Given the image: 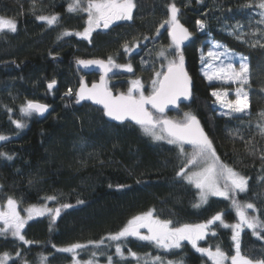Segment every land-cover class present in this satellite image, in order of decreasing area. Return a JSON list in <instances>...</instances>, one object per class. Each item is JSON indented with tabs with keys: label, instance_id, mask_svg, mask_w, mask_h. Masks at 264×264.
<instances>
[{
	"label": "trees",
	"instance_id": "trees-1",
	"mask_svg": "<svg viewBox=\"0 0 264 264\" xmlns=\"http://www.w3.org/2000/svg\"><path fill=\"white\" fill-rule=\"evenodd\" d=\"M71 2L0 0V17L17 23L15 33H0V135L8 137L0 144V153L13 157L8 160L0 156V202L12 197L27 208L44 205L45 197L55 194L59 201L51 206L57 207L59 202L73 205L63 210L54 224L49 216L29 222L23 231L25 239L32 241L29 245L10 234L0 235V255L9 253V264H40L42 256L47 257L46 264H72L71 253L56 249L99 241L150 210L155 217L171 220L173 226L204 223L217 213L223 214L227 224L237 223L230 200L210 198L207 204L193 207L198 194L176 176L183 160L176 146L154 141L131 123H110L101 109L87 103L79 105L74 94L81 81L94 84L99 79L96 74L82 73L78 61L110 58L118 65L130 63L133 68L132 72H117L108 78L112 92L126 94L130 82L139 79L146 87L144 94H151L148 84L155 72L166 71L167 66L157 53L171 44L167 25L160 29L159 36L156 30L169 17L172 3L180 9L179 20L192 36L183 54L193 78V93L190 104L168 118L181 120L185 112L197 117L221 162L248 178V191L238 193L236 199L254 203L259 210L256 214L264 220V137L257 127L264 125L259 115L264 112V23H260L261 10L255 6L259 0H136L133 20L96 30L90 40L63 35L65 31L83 32L87 27L86 12L67 10ZM37 15H56L59 19L49 26ZM197 21L205 24L201 32ZM234 29L242 30L248 42L237 39L232 34ZM208 41L249 58L246 90L250 115L241 119L235 118L238 114L219 115L211 92L227 87L210 84L202 73V55L209 50ZM126 44L131 49L136 46L135 52H125ZM53 79L56 87L50 91L47 85ZM69 89L72 97L65 95ZM29 100L49 106L44 119L21 113ZM13 120L24 127L17 128ZM78 200L84 203L78 204ZM212 229L216 235H207L198 245L213 251L219 246L229 257L234 255L232 229L219 222ZM257 232L259 237L252 230H242L240 235L241 254L254 264L264 259V231ZM141 233L147 234V230L141 229ZM105 243L112 246L92 249L89 245L87 250H78V260L91 259L95 250L105 253L95 257L98 264H107L108 254L113 255L115 264H135L131 258L120 261L115 256L117 242ZM119 243L124 245L125 255L131 249L141 257L161 255L165 262L174 264H212L187 241L171 252L135 237ZM17 251L23 260L16 257Z\"/></svg>",
	"mask_w": 264,
	"mask_h": 264
},
{
	"label": "snow or ice",
	"instance_id": "snow-or-ice-1",
	"mask_svg": "<svg viewBox=\"0 0 264 264\" xmlns=\"http://www.w3.org/2000/svg\"><path fill=\"white\" fill-rule=\"evenodd\" d=\"M261 10L260 23H264V0H259L255 5ZM252 7V5H248ZM137 8L136 0H72L68 6L69 12L82 11L87 13V27L83 32L72 33L65 31L64 36L77 35L82 39L90 40L92 32L100 27L108 29L116 21H131L134 19L133 12ZM170 13L156 30V36L160 35V29L168 26L169 35L171 36V44L168 49L162 48L157 55L163 57L167 61L166 71L155 72L151 81V94L145 95L143 85L139 79L131 82L127 93H121L114 96L105 84L104 76H101L99 84H93L88 88L81 81L79 90L75 93L77 103L81 100H92L95 104L103 106L104 114L112 120L124 122L126 120L133 121L140 126L142 132L151 137L154 141H165L169 145H174L178 149L180 156L184 159L180 163L176 176L186 181L189 185L194 186L198 191V202L193 207L199 208L208 203L209 197H221L230 200L232 208L235 209L238 223L227 224L222 213L213 215L204 223L183 224L173 226L171 220H162L154 216L153 211H148L141 215L134 216L130 219L126 226L114 234H109L101 238L99 241H89L87 244L74 243L67 247H60L58 252L71 253L74 264H81L77 259L78 250H87L89 245L92 249L110 248L109 242H117L115 247V256L120 261H126L131 258L135 264H174L173 261L165 262L161 255L152 256L146 254L144 257L139 256L136 252L128 249L125 255L124 245L119 243L126 241L129 237H135L141 241H147L153 244L163 252H171L182 247V242L187 241L196 252L203 256H207L212 264H225L231 261V264H254L253 260L241 254L240 235L244 227L251 229L253 235L259 237L257 229L264 231V220L258 215H249L248 210L258 212L256 205L252 202H241L236 199L238 193H246L249 189L248 178L232 167L221 162L220 157L216 154L212 140L205 133L200 121L191 112H185L181 120H173L164 115L169 105L178 106V102L183 98L187 100L191 97V78L184 68V54L182 45L189 40L191 33L180 22L178 14L180 9L175 3L168 6ZM40 21H45L49 26L58 22L59 17L56 15L45 16L37 15ZM200 31H203L205 24L203 21H197ZM15 33L17 31V23L14 19L0 17V33ZM233 35L237 39L248 42L242 30H233ZM145 40L149 37L145 36ZM155 39V37H152ZM256 43H260L259 40ZM255 46V43L252 44ZM264 47V44H261ZM125 52H129V47L124 46ZM215 50H210L207 55L211 58V62L202 60V64L206 67L202 69L205 78L210 84L214 81H220L223 84L237 85L234 92V99L229 98L227 89H217L211 92L224 111L220 114L224 116H234L241 119L244 115H250L249 91L245 86L249 85V58L244 55H237L235 52L229 51L225 46L216 44ZM169 56L174 58L169 59ZM238 60V66L233 61ZM219 61V63H216ZM141 63H144L141 61ZM78 64L84 67L98 65L104 70L106 76L113 67L122 68L124 71L132 72V65H117L110 58L107 63L103 60H79ZM163 67V65H162ZM56 85L53 79L48 83L47 87L52 90ZM72 89H69L65 95H72ZM150 106V108L148 107ZM48 105L27 101L21 108V113L26 117L33 114L43 116L48 112ZM155 110L153 112L152 110ZM159 113V115H156ZM264 119V112L259 114ZM17 128H23L24 124L18 120L12 121ZM259 133L264 137V125L258 124ZM8 137L0 135V141H6ZM243 139V137H242ZM190 146L191 151L186 150L185 146ZM0 156L8 160L13 159L11 155L0 153ZM264 160V154L261 155ZM31 183V182H30ZM139 183V181H138ZM111 187V185H110ZM120 188L123 185L118 186ZM47 201H59V197L55 194L46 196ZM78 204L84 203L82 200L77 201ZM19 202L12 197L7 198L6 204L0 205V235L6 236L11 234L12 237L18 239L25 245H29L32 241L26 240L23 234L25 225L29 220L37 216L48 215L51 223L60 216L62 210L73 207L69 203L59 202V206L49 208L46 205L42 207L30 206L25 209L27 216H21L18 209ZM219 222L224 228L232 229V241L234 242L235 254L230 257L217 246L213 251L211 248L201 247L199 241L205 239L209 234L215 236L216 232L212 226ZM141 229H146L147 234H142ZM264 238V237H262ZM53 247H56L53 245ZM104 255V252H91L92 258L84 261L83 264H98L95 260L97 255ZM16 257L23 260L20 251H17ZM12 259L9 253L0 255V264H8ZM47 257L40 258V264H46ZM26 264V261L24 262ZM107 264H115L113 255H107ZM183 264V261L180 262ZM255 264H264V259L255 261Z\"/></svg>",
	"mask_w": 264,
	"mask_h": 264
},
{
	"label": "water",
	"instance_id": "water-1",
	"mask_svg": "<svg viewBox=\"0 0 264 264\" xmlns=\"http://www.w3.org/2000/svg\"><path fill=\"white\" fill-rule=\"evenodd\" d=\"M178 19H179V15H178ZM187 29H188V28H187ZM188 30H189V29H188ZM189 32H190V31H189ZM168 36L170 37V40H171V36L169 35V32H168ZM191 40H192V36L190 37L189 40H187V41L184 42V44L182 45V51H184V50L188 47V44L191 42ZM104 62L107 63V61H105V60H104ZM78 68H79L82 72L86 73L87 75H94V74H96L97 76H99L100 79H99L98 81H95L94 84H99V83H100V80H101V76H104L106 86H107V82H106V81H107V79L109 78V75H110L111 72H112V71L108 72L107 75L105 76V75H104V70H103L102 68H100L98 65H91V66H89V67H84L83 65L78 64ZM184 68H185V71L188 73V68H186V64H185V62H184ZM188 75H189V77L191 78V76H190L189 73H188ZM83 83H84L88 88H91V86L93 85V84H88V83H86L85 81H84ZM55 87H56V86H55ZM55 87H54L53 89H55ZM79 88H80V87L77 88L76 92L79 90ZM107 88H108V87H107ZM53 89L50 90V91H53ZM111 92H112V91H111ZM192 93H193V78H191V97H190L189 99H187V100H184L183 98H181V100L178 102V106H172V105H169L168 108L166 109L164 115H165V116H166V115L168 116V115H170V114H172V113L178 112L181 106H184V105H188V104H190V102L192 101ZM112 94H113L114 96L120 95V94H115L114 92H112ZM37 103H39V102H37ZM85 103L90 104V105H92V106L95 107V108L97 107V108L101 109V110L103 111V114H104V109H103V106H102V105L95 104L92 100H87V99H86V100H81V101L79 102L80 105L85 104ZM148 107L150 108V106H148ZM150 110H152V109H150ZM152 111L155 112V110H152ZM48 112H49V107H48ZM48 112H46L43 116H40V115H38V114H37V115H38V117H40V119H44V117L48 114ZM156 114L159 115V113H156ZM105 118H106V120H108L110 123H113V124H116V125H118V124L122 125V124L131 123V124H133V125H135V126H137V127H140V126L136 125L133 121H130V120H126V121H124V122H120V121L112 120L110 117H108V116H106V115H105ZM200 124H201V123H200ZM204 131H205V130H204ZM205 133H206V131H205ZM206 134H207V133H206ZM186 147L191 149L190 146H187V145H186Z\"/></svg>",
	"mask_w": 264,
	"mask_h": 264
},
{
	"label": "rangeland",
	"instance_id": "rangeland-1",
	"mask_svg": "<svg viewBox=\"0 0 264 264\" xmlns=\"http://www.w3.org/2000/svg\"><path fill=\"white\" fill-rule=\"evenodd\" d=\"M41 22H44V23H46L45 21H41ZM47 24V23H46ZM97 29H95L94 31H96ZM93 31V32H94ZM92 32V33H93ZM198 32H201L199 29H198ZM73 35H75V34H73ZM71 35H69V37H70ZM77 36V35H76ZM79 39H82L80 36H77ZM208 43V52L210 51V50H215V48H214V46L216 45V43H214V42H212V41H208L207 42ZM136 46L135 47H133L132 49L131 48H129V52L130 53H132V52H135V50H136ZM207 52V53H208ZM232 52V51H231ZM207 53L206 54H203L202 56H203V60L204 61H209V62H211V58H209L208 57V55H207ZM237 55H240V54H237ZM242 55V54H241ZM107 62H108V60H107ZM234 62V64H236V66H238V60L237 61H233ZM114 63L115 64H117L115 61H114ZM216 63H219V61H216ZM118 65V64H117ZM202 67L203 68H205L206 67V65L205 64H203L202 65ZM112 75L113 74H115V73H117V72H126V71H124L122 68H118V67H113L112 68ZM161 71V70H160ZM202 73H203V71H202ZM204 75V74H203ZM205 77V76H204ZM154 78V77H153ZM110 80V79H109ZM109 80H107V87H108V89L110 90V82H109ZM142 83V82H141ZM213 84H219V85H225L226 87H227V90L229 91V98L230 99H234V92H235V89H236V87H237V85H235V84H231V85H229V84H223V83H221L220 81H214L213 82ZM143 85V84H142ZM129 87H131V82H130V84H129ZM145 86L143 85V91L145 90ZM148 88H149V90L150 91H152V84L150 83V84H148ZM245 88H246V86H245ZM129 89V88H128ZM221 90H223V89H221ZM144 93H145V91H144ZM215 98V97H214ZM215 106H216V108L218 109V112H219V115L220 116H224V115H221L220 113L222 112V111H224V109H222L221 108V106L218 104V103H216L215 102ZM183 115V114H182ZM235 115V114H234ZM166 117H168L167 115H166ZM171 119V118H170ZM2 142H4V141H0V144H2ZM156 142H164V143H166L165 141H156ZM169 145V144H168ZM170 146H172V145H170ZM185 148H186V146H185ZM186 150H187V148H186ZM190 151V150H189ZM182 159H184L183 157H182ZM194 187V186H193ZM195 188V187H194ZM196 189V188H195ZM196 191H197V194H198V191L199 190H197L196 189ZM210 198H216V197H209V199ZM217 198H221V197H217ZM221 199H223V198H221ZM225 200V199H224ZM7 201V200H6ZM6 201L4 202V203H1L0 202V205H4V204H6ZM53 203V201H47L46 202V204H44V205H37L36 207H42V206H47V207H49V208H54L53 206H51V204ZM30 207V206H29ZM29 207H27V208H29ZM27 208H25V207H22L21 206V204L19 203L18 204V211L20 212V214H21V216H24V217H26L27 216V212L25 211V209H27ZM64 210H66V209H64ZM63 211V210H62ZM249 211V215H257L256 214V212H252V210H248ZM45 217H48V215H43V216H37V217H35V218H33L32 220H29L28 221V223L29 222H31V221H34V220H38V219H40V218H45ZM28 223L25 225V228H26V226L28 225ZM237 223H238V220H237ZM0 227H2V225H0ZM24 228V229H25ZM243 230H251V229H248V228H246V227H244L243 228ZM24 231V230H23ZM10 234V233H9ZM11 235V234H10ZM12 258V257H11ZM78 259V258H77ZM12 259H10L9 261H8V264H9V262L11 261ZM81 262V261H80ZM72 264H74V260H73V262H72ZM81 264H83V261L81 262Z\"/></svg>",
	"mask_w": 264,
	"mask_h": 264
},
{
	"label": "bare ground",
	"instance_id": "bare-ground-1",
	"mask_svg": "<svg viewBox=\"0 0 264 264\" xmlns=\"http://www.w3.org/2000/svg\"><path fill=\"white\" fill-rule=\"evenodd\" d=\"M82 73H83V72H82ZM111 75H112V72H111V74L109 75V77H110ZM98 77H99V76H98ZM99 78H100V77H99ZM107 80H108V79H107ZM97 81H98V80H97ZM106 82H107V81H106ZM110 91H111V90H110ZM75 93H76V92H75ZM75 93H74V94H75ZM74 94H72V95H70V96H69V95H66V97H72ZM76 99H77V97H76ZM78 104H79V103H78ZM79 105H80V104H79Z\"/></svg>",
	"mask_w": 264,
	"mask_h": 264
},
{
	"label": "flooded vegetation",
	"instance_id": "flooded-vegetation-1",
	"mask_svg": "<svg viewBox=\"0 0 264 264\" xmlns=\"http://www.w3.org/2000/svg\"><path fill=\"white\" fill-rule=\"evenodd\" d=\"M119 22H122V21H116L115 23H119ZM115 23H113V24H115ZM113 24H112L111 26H113ZM111 26H110V27H111ZM99 29L102 30V29H104V28H103V27L97 28V30H99ZM99 79H100V78H99ZM99 79H98V80H99Z\"/></svg>",
	"mask_w": 264,
	"mask_h": 264
}]
</instances>
